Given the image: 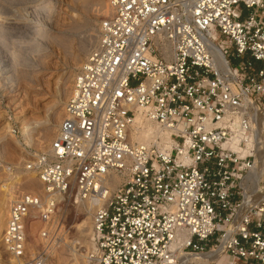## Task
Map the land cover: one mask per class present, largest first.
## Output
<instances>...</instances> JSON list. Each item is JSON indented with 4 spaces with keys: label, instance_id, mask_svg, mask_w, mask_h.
Returning <instances> with one entry per match:
<instances>
[{
    "label": "built area",
    "instance_id": "built-area-1",
    "mask_svg": "<svg viewBox=\"0 0 264 264\" xmlns=\"http://www.w3.org/2000/svg\"><path fill=\"white\" fill-rule=\"evenodd\" d=\"M107 8L53 139L25 163L41 189L8 203L3 248L17 264H49L83 200L93 208L91 264H183L221 244L232 264H264V174L244 207L254 164L247 99L264 102V0ZM137 114L166 137L137 141Z\"/></svg>",
    "mask_w": 264,
    "mask_h": 264
},
{
    "label": "rangeland",
    "instance_id": "rangeland-1",
    "mask_svg": "<svg viewBox=\"0 0 264 264\" xmlns=\"http://www.w3.org/2000/svg\"><path fill=\"white\" fill-rule=\"evenodd\" d=\"M107 1L0 0V264H17L1 244L9 196L13 200L40 191L41 183L25 163L53 139L74 75L108 12ZM79 202L70 206L62 238L48 255L49 264H91L87 258L91 247L83 243H91V215ZM85 217L86 234H78L75 225ZM40 226L37 221L27 223L29 255L38 246ZM223 260L209 264H232Z\"/></svg>",
    "mask_w": 264,
    "mask_h": 264
},
{
    "label": "bare ground",
    "instance_id": "bare-ground-1",
    "mask_svg": "<svg viewBox=\"0 0 264 264\" xmlns=\"http://www.w3.org/2000/svg\"><path fill=\"white\" fill-rule=\"evenodd\" d=\"M217 61L221 63L220 59H217ZM247 100L250 101L251 118H252V126H253L252 148H253V155H254V164L252 167V171L247 176V179L251 181V184H248V186L245 187V191H246L245 197L247 198V200H246L244 207L248 206L249 204H253L255 200L259 197L256 194L254 198H251V195H253V193L256 191V184L261 179V176L264 174V170H262V166H263L262 164L264 163V107L263 108L258 107L256 104H254L253 100H251L249 97ZM252 109L254 110V113L252 112ZM134 129L137 131L135 136H136V140L139 142H146L156 137H161L162 139L166 137V134L163 131H161L156 126V124L145 121L138 114L134 116ZM259 176L260 178L258 179ZM9 200L11 201L12 197L9 196ZM77 202H79L81 207L84 209L85 214L87 215L92 214L93 208H92L91 202L83 201V200H77ZM86 220H87V217L82 218V220H79V222L75 225L77 229L76 231L78 234L84 235V233L86 232V231L83 232L87 225ZM87 235L89 236V232L87 233ZM83 243H85V246L87 245L89 246V248L91 247V243L89 241H83ZM71 250H72V255L76 256L75 248ZM222 250H223V244H221L216 250L209 251L207 253L185 254L182 256L181 263L183 264H209V262L211 261H214V262L224 261L223 259L225 258V255Z\"/></svg>",
    "mask_w": 264,
    "mask_h": 264
},
{
    "label": "crops",
    "instance_id": "crops-1",
    "mask_svg": "<svg viewBox=\"0 0 264 264\" xmlns=\"http://www.w3.org/2000/svg\"><path fill=\"white\" fill-rule=\"evenodd\" d=\"M258 64V63H257Z\"/></svg>",
    "mask_w": 264,
    "mask_h": 264
}]
</instances>
